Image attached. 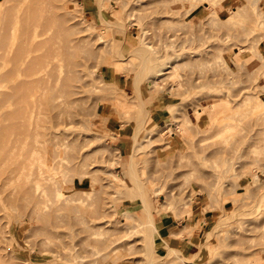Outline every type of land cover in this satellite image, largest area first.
<instances>
[{"label":"rangeland","instance_id":"obj_1","mask_svg":"<svg viewBox=\"0 0 264 264\" xmlns=\"http://www.w3.org/2000/svg\"><path fill=\"white\" fill-rule=\"evenodd\" d=\"M118 1L56 3L75 29L63 36L70 48L61 57L62 74L80 77L70 81V98L80 99L73 149L99 170L102 188L93 190L90 178L73 180L82 199H100L84 218L104 223L101 234L43 247L40 224L13 211L16 217L0 220V264H180L158 258L167 253L162 229L170 223L167 244L194 264H264V107L245 104L252 96L264 101V0ZM154 69L165 75L153 85ZM130 107L135 117L123 112ZM191 115L197 122L185 121ZM170 123L183 135L163 133ZM131 173L156 232H141V197L126 195ZM189 216V233L178 236ZM114 238L108 254L96 250ZM78 239L82 246L61 249Z\"/></svg>","mask_w":264,"mask_h":264},{"label":"bare ground","instance_id":"obj_2","mask_svg":"<svg viewBox=\"0 0 264 264\" xmlns=\"http://www.w3.org/2000/svg\"><path fill=\"white\" fill-rule=\"evenodd\" d=\"M57 1L0 0V220L11 218L19 211L24 217L23 213H27L25 220L40 224L38 233H41L40 242L43 247H46L48 240L56 241L61 237L84 236L80 240L84 244L89 238L101 234L100 227L104 224L90 225L86 222L84 215L90 214L100 199L92 203L82 199L80 192L85 191L79 189L73 180L74 176L79 178V182L90 178L93 190L102 188L99 170L90 168L86 157H79L73 149L75 138L72 137V129L76 124L73 106L80 99L70 98L76 93L70 81L80 80V77L66 75L69 77L66 78L64 71L62 74L61 57L64 56L63 50L70 48L64 45L63 36L68 37L75 29L68 25L71 19H66L67 12H58L65 7L56 4ZM133 1L137 4L141 2ZM128 3V0H122L120 4L124 6ZM135 22L139 23L136 19ZM243 48L240 46L238 51L241 52ZM137 51L139 48L134 50L136 53ZM135 56L134 54L133 57ZM162 70L150 71V82L153 85L165 75ZM76 88L79 89L78 86ZM252 97L247 98L246 106L264 107L263 100H259L258 96ZM227 108L224 107L223 110ZM196 111L201 113L204 110L200 107ZM123 112L136 116L131 107L123 108ZM150 119L148 117L146 121ZM196 120L191 115V119L185 121L197 122ZM165 127L163 133L170 135L175 130L183 135L185 130L181 126L175 129L171 123ZM232 128L231 124L224 126L225 132ZM139 132L140 128H135V137ZM161 135L163 138L164 135ZM160 136H156L155 140ZM86 146H80L79 149ZM119 160L121 161L120 158ZM129 164L132 166V161ZM112 176L124 183L119 174L113 172ZM130 180L132 186L125 184L128 188L127 197H141L142 201V217L139 219L141 232L153 233L157 231L158 225H155L151 210L145 204L143 191L136 190L140 180L135 175L132 176V173ZM176 215L182 219V212ZM190 217L186 220L191 219ZM1 233L0 228V235ZM211 233L212 231L208 232L209 235ZM118 239H106L104 244V241L100 242L102 247L96 250L106 252L104 255L108 254ZM77 242L70 247L64 244L61 249L73 251L74 246L81 245ZM164 245L167 253L158 258L171 262L178 260L180 264H194L178 249L166 242ZM110 248L112 249L109 250ZM204 248L208 249L206 246ZM153 250L159 253L156 249ZM67 251L62 252L67 254ZM73 259L75 257L71 260Z\"/></svg>","mask_w":264,"mask_h":264},{"label":"crops","instance_id":"obj_3","mask_svg":"<svg viewBox=\"0 0 264 264\" xmlns=\"http://www.w3.org/2000/svg\"><path fill=\"white\" fill-rule=\"evenodd\" d=\"M185 220V219H184ZM187 221V223L183 226V228L182 229H180L178 232H176L175 234H177L178 236H183V235H185V234H188L189 233V227H187L188 226V221L189 220H186ZM172 225L171 223L170 224H167L163 229H162V231H164L166 234L165 235H163V238H165V237H168L169 238V240L167 239V241L165 240V239H163V241L164 242H166V243H168V242H173L172 241V239H170L171 238V236L168 234L170 231V226ZM172 230H174V229H172L171 228V231ZM174 233V232H173ZM182 240H185V239H182ZM178 242L179 241H175V245L176 246H178L179 244H178ZM186 242H188V241H186ZM180 246V245H179ZM181 247V246H180Z\"/></svg>","mask_w":264,"mask_h":264}]
</instances>
